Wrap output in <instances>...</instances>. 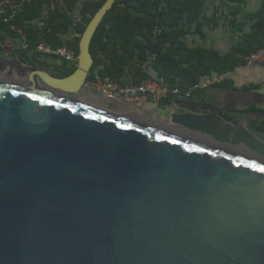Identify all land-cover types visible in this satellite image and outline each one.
Masks as SVG:
<instances>
[{
	"label": "water",
	"instance_id": "water-1",
	"mask_svg": "<svg viewBox=\"0 0 264 264\" xmlns=\"http://www.w3.org/2000/svg\"><path fill=\"white\" fill-rule=\"evenodd\" d=\"M116 1L70 76L0 52V264H264V131L203 94L169 128L80 99Z\"/></svg>",
	"mask_w": 264,
	"mask_h": 264
},
{
	"label": "crops",
	"instance_id": "crops-1",
	"mask_svg": "<svg viewBox=\"0 0 264 264\" xmlns=\"http://www.w3.org/2000/svg\"><path fill=\"white\" fill-rule=\"evenodd\" d=\"M93 1L81 0L68 12L66 21L69 30L62 36L64 40L80 38L75 28L82 21L81 10L87 3ZM263 3L264 0H208L198 19L191 22L188 16H184L176 27L166 29L161 41L163 53L169 61L168 64H172L169 70L173 69L179 72L181 76L184 75L188 65L175 67L177 64L183 63L184 59L191 57V51L213 52L222 57H232L235 62L246 61L245 51L251 47L250 39L256 31L255 29L259 24H262L260 29L261 32L264 31V14L261 12ZM119 11L124 13L134 12L128 4H121ZM43 24L44 22H36L34 25L41 31ZM0 43V52L22 53L38 68L52 75L65 71L67 67L74 66L61 59L37 53L33 49L34 46L31 47L29 44L25 33L23 36L16 32L14 27L8 29L1 22ZM138 44L145 46V38L135 36L131 39V46L135 48L136 52L140 51L137 48ZM143 60L146 62L143 63L142 69L149 78H162L156 68L157 65L155 66L157 60L154 57ZM164 68L167 69L168 67L165 66ZM102 69L103 67H99L95 71L94 77L100 76L99 72ZM134 74L132 69L128 68L120 82L126 85L137 84ZM180 80L181 77L177 76L170 78V81H166L172 87L180 88ZM202 94L208 98L206 105L220 108L224 115L236 117V120L245 125L252 126L254 122H262L264 121V64L252 66L245 64L233 72L225 85L222 84L206 91L195 92L192 93V96L199 97ZM80 99L133 121L162 128L171 127L165 118V112L173 108L176 101L181 100L170 96L167 100L158 104L149 99L142 107H134L119 102L107 101L89 88H85ZM246 112H248L247 115L244 114Z\"/></svg>",
	"mask_w": 264,
	"mask_h": 264
},
{
	"label": "trees",
	"instance_id": "trees-1",
	"mask_svg": "<svg viewBox=\"0 0 264 264\" xmlns=\"http://www.w3.org/2000/svg\"><path fill=\"white\" fill-rule=\"evenodd\" d=\"M18 10L11 9L14 4H21ZM81 0H0V22L6 28H19L28 37V42L36 51L40 43L51 45L53 48L68 47L79 54V45L83 33L92 18L101 9L107 0H94L87 3L81 10L82 21L75 28L80 38L64 40L62 36L68 32V12ZM208 0H117L97 29L91 42L90 51L94 59V66L89 79L94 78L95 71L103 67L99 72L100 77L109 78L120 82L128 68L135 73L137 84L148 79L143 71V62L140 59L154 57L160 76L170 81V78L181 77L178 88L182 94L189 87L198 82L205 75L235 72L239 67L247 65L246 61L235 62L232 57H222L213 52L191 51V57L184 59L188 65L185 74L180 75L176 70H169L172 64H168L167 57L163 53L162 38L166 29L176 27L184 16L193 22L198 19ZM9 2V3H8ZM8 4V5H7ZM121 4H128L133 13L119 11ZM54 5V8L52 6ZM6 6V8H5ZM264 14V3L261 9ZM14 13L13 21L6 22ZM43 23L40 31L35 23ZM259 24L250 39L251 47L246 52V57L264 49V31L261 32ZM161 30V35L156 37V31ZM17 32V31H16ZM135 36L145 38V46L137 45L139 52L131 46V39ZM168 67L165 69L164 67ZM77 65L67 67L65 71L55 74L57 77H67L73 74ZM88 79V80H89ZM227 83V82H226ZM224 83V85L226 84ZM187 88V89H186ZM248 114V112L244 113ZM225 118L236 120V117L224 115ZM252 126L264 131V121L254 122Z\"/></svg>",
	"mask_w": 264,
	"mask_h": 264
},
{
	"label": "built area",
	"instance_id": "built-area-1",
	"mask_svg": "<svg viewBox=\"0 0 264 264\" xmlns=\"http://www.w3.org/2000/svg\"><path fill=\"white\" fill-rule=\"evenodd\" d=\"M24 2L25 1H22L19 5L13 2L10 8L16 11ZM12 19H14V13L5 19V21L10 22L13 21ZM14 29L24 36V32L21 29ZM161 33V30L156 31L157 36L161 35ZM36 52L44 56L61 59L71 65H77L78 62V55L67 47L53 48L51 45L40 43L36 48ZM246 63L248 66L264 64V49L248 56L246 58ZM232 74V72H228L202 76L197 83L183 94L178 88L172 87L163 78H148L139 84L126 85L109 78L96 76L87 81L85 88L93 90V92L107 101L142 107L149 99L158 104L167 100L170 96L178 99H189L193 97L192 93L206 91L212 87L226 83L231 78Z\"/></svg>",
	"mask_w": 264,
	"mask_h": 264
}]
</instances>
